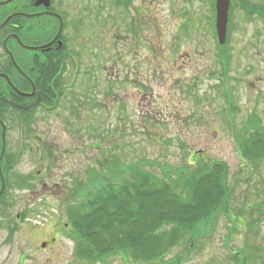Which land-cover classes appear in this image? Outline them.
<instances>
[{
  "label": "rangeland",
  "instance_id": "rangeland-1",
  "mask_svg": "<svg viewBox=\"0 0 264 264\" xmlns=\"http://www.w3.org/2000/svg\"><path fill=\"white\" fill-rule=\"evenodd\" d=\"M60 1L71 13L68 23L83 25L69 28L64 43L63 98L54 111L37 109L24 122L11 114L4 118L0 176L7 165L8 194L0 203V264H134L118 257L103 263L81 260L70 230H61L68 223V207L82 191L98 186L92 184L94 176L103 185L113 180L114 170L123 169L124 178L136 170L158 179L165 171L174 177L177 167L199 153L201 163L228 166L233 215L241 210L248 222L249 209L260 205L264 210V163L249 178L234 137L250 113L264 128V19H247L240 11L231 16L229 41L223 45L224 83L213 39L214 13L207 4L212 0ZM245 1L264 9V0ZM40 32L41 40L48 37L43 28ZM228 91L235 107L231 113ZM23 95L33 97L35 90ZM1 183L4 188L2 178ZM37 183L57 187L56 196L47 198L39 189L34 198L28 190ZM18 214L27 215L24 224L30 227L56 219V232H64L57 256L32 255ZM253 218L258 237L250 236V243L260 246L264 257V219ZM229 226L220 219L207 242L198 240L205 242L203 248L183 244L159 264H229L222 240ZM233 233L242 235L241 230ZM236 245L233 241L232 248ZM20 252L26 254L19 263Z\"/></svg>",
  "mask_w": 264,
  "mask_h": 264
},
{
  "label": "trees",
  "instance_id": "trees-1",
  "mask_svg": "<svg viewBox=\"0 0 264 264\" xmlns=\"http://www.w3.org/2000/svg\"><path fill=\"white\" fill-rule=\"evenodd\" d=\"M117 1L122 3V0ZM207 4L215 14L214 0ZM249 8L254 9V6L250 5ZM254 13L245 17L250 19L256 15L264 19L262 14ZM231 16L229 11V24ZM213 27L214 23L212 32L213 39L216 40ZM2 42L1 39L0 43ZM216 52L218 65L224 75L222 82L226 83V49L217 45ZM40 56L41 59L36 52L24 51L25 77L9 79L11 85L8 80L0 78V150L1 125L4 124L7 114L15 116L16 122L19 119L24 122L37 109L54 111L63 98V81L67 68L65 45L53 57ZM1 63L3 59L0 58V68L5 70V64ZM33 88V98L23 95L33 91ZM226 93V109L231 113L235 107L230 91ZM37 94L40 95L38 106L29 108L28 111L8 104L12 102L22 107H30L28 105L36 101ZM249 115L248 122L234 137L240 158L250 168L249 178H252L264 163V128L254 113ZM199 158L198 153L191 162L187 160L177 167L174 177L166 175L165 171L164 178L158 179L149 173H137L136 170L131 172L129 178H124L121 169L119 172L114 170L113 180L105 179L102 185L98 184L99 177L94 176L92 184L98 186L82 191L80 200L75 199V203L67 210L66 219L75 255L88 262L103 263L110 257H118L128 263L159 264L183 244L184 248H203L220 219L226 218L230 226L222 240L226 249L224 253L229 254L227 258L224 255L227 263L254 264L260 261L264 264L262 248L250 243V236L258 237L257 231H254L257 224L253 216H258L259 221L264 219V210L260 205L249 209L248 222L243 218L241 210L233 215L230 206L235 190L231 187L228 166L220 161L201 163ZM113 167L116 168V163ZM236 230H241L242 235L233 237ZM198 240L206 241L202 243ZM233 241L237 245L232 248Z\"/></svg>",
  "mask_w": 264,
  "mask_h": 264
},
{
  "label": "flooded vegetation",
  "instance_id": "flooded-vegetation-1",
  "mask_svg": "<svg viewBox=\"0 0 264 264\" xmlns=\"http://www.w3.org/2000/svg\"><path fill=\"white\" fill-rule=\"evenodd\" d=\"M246 4H248V1L233 0L229 11H231L232 15L235 11L242 12L244 16L252 12L254 13V11L256 12L254 14L264 15L262 6H254V9H250V5L248 6ZM63 6L60 0H0V40L2 39L3 41L2 44L0 43L2 45H0V58L3 59V63L1 64H5L6 68L5 70L4 68H0V71L4 70V72H0V78H4V76L8 79L25 77V74H23L25 73L23 70L25 60L24 51L36 52L40 59L42 58L40 55L53 57L56 55V51L59 50V44L61 43V48H63L64 43H66V38L68 41V29L83 27L81 23L79 25L68 23L67 16L71 13ZM3 28L4 30H2ZM40 28H43L44 31L49 33L48 37L42 39L43 42H41L40 38ZM54 28H58L56 35H53ZM26 48L30 49L28 50ZM6 173L8 174L7 165L5 167V173L0 176V203L6 199L8 194L5 193L6 187L8 188ZM38 177H40L39 172L36 175V178ZM1 178L4 183V188L2 187ZM39 189H42V192L47 195V198L56 196L54 190L57 187H54L52 190L48 185L40 183L35 184L28 192L35 198ZM45 195L43 194V196ZM26 216L18 214L16 220L21 222V232L26 237H29L24 241L22 239V241L30 245L32 255L45 253L50 256H57V248L61 243L60 236L64 232H56V219L52 221L53 219L50 218L41 225L37 224L36 226L30 227L24 224V221L29 220ZM64 221L67 222L66 217ZM68 225L69 223H66V225L63 224L61 230L68 231ZM25 254L20 252L19 263Z\"/></svg>",
  "mask_w": 264,
  "mask_h": 264
},
{
  "label": "water",
  "instance_id": "water-1",
  "mask_svg": "<svg viewBox=\"0 0 264 264\" xmlns=\"http://www.w3.org/2000/svg\"><path fill=\"white\" fill-rule=\"evenodd\" d=\"M228 0H216L215 2V31L217 35V40L219 45H224L226 41V31H227V24H228V10H229V4ZM28 49V48H27ZM34 93V90L32 91ZM30 96V95H28ZM39 103V96L37 97V100L33 107L37 106ZM9 104L15 108H19L22 110H27L26 108H22L12 102H9ZM2 144L4 145V128L2 126Z\"/></svg>",
  "mask_w": 264,
  "mask_h": 264
}]
</instances>
